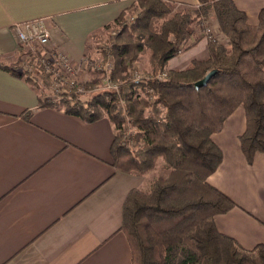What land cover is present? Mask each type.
Returning a JSON list of instances; mask_svg holds the SVG:
<instances>
[{
    "label": "crops",
    "instance_id": "0c3cea01",
    "mask_svg": "<svg viewBox=\"0 0 264 264\" xmlns=\"http://www.w3.org/2000/svg\"><path fill=\"white\" fill-rule=\"evenodd\" d=\"M134 1L0 0V64L19 71L0 65V264H130L122 209L141 178L113 166L110 120L40 107V91L17 67L25 56L12 25L44 17L51 43L79 66L92 34ZM233 2L249 24L258 23L264 0ZM192 37L195 42L167 62L170 70L208 57L207 37L197 28ZM240 107L212 134L222 162L208 181L235 204L214 217L217 230L251 249L264 245V153L248 164L231 142L246 127Z\"/></svg>",
    "mask_w": 264,
    "mask_h": 264
},
{
    "label": "trees",
    "instance_id": "16d2710c",
    "mask_svg": "<svg viewBox=\"0 0 264 264\" xmlns=\"http://www.w3.org/2000/svg\"><path fill=\"white\" fill-rule=\"evenodd\" d=\"M136 8V18L119 30L112 46L114 79L124 78L122 72L144 49L150 52L152 69L163 68L195 42L192 32L211 17L226 44L210 37L207 58L171 70L164 81L155 76L129 79L118 94L109 91L91 98L63 92L59 103L40 98V107L62 109L86 121L107 117L118 130L122 120L117 101L122 98L134 138L142 144L130 152L119 144L117 133L111 147L113 166L144 175L160 161L167 170L148 190L133 188L125 198L121 229L130 246V264H264L263 244L246 249L217 230L214 217L235 204L208 181L222 162L212 134L239 106L246 117L240 143L247 163L264 153V8L258 23L251 25L233 0H197L193 7L171 0H136L115 22L120 24ZM1 66L19 74L16 67ZM211 70L217 71L206 85L195 88L194 82ZM20 75L35 85L25 71L20 69ZM148 89L155 96L152 104Z\"/></svg>",
    "mask_w": 264,
    "mask_h": 264
},
{
    "label": "rangeland",
    "instance_id": "374dc122",
    "mask_svg": "<svg viewBox=\"0 0 264 264\" xmlns=\"http://www.w3.org/2000/svg\"><path fill=\"white\" fill-rule=\"evenodd\" d=\"M138 11H139L138 8L132 9L130 13L126 14L123 17V21L120 24H117V22H112V24H109L104 29L95 32L90 37L83 60L81 64L76 67V72L73 75V77L76 79V82H78L80 85H83L84 88L86 89L85 95L87 96V98L88 97L91 98L94 95H98L109 91L118 94L121 87L129 79L134 81H145L148 79H152L154 76L156 77L157 75H161L163 77L161 81H164L167 78H169L171 74L170 73L171 70L167 67V64H165L163 68L157 70L152 69L148 60L150 52L147 49H144L142 51L138 61L132 63L131 66L127 67L126 71L122 72V76L124 78L114 79L112 77V74L116 69V65H115L116 61L113 55L112 46L117 41L116 37L119 33V30H121L125 25L127 26L130 25L131 22L136 18ZM213 20L214 18L211 17V22L205 23L204 25L201 26H197L198 33L200 32L201 36L202 35L208 36L209 34H206L207 33L206 29L210 27L213 34L211 35L218 41L226 44L225 36L219 30V26L217 22ZM209 40L210 39L207 38V43ZM186 48H182L181 52H179L176 56H179L180 54L184 53L186 51L185 50ZM38 50H39L38 51L39 56H42L43 50L41 51L40 49ZM22 53L23 56H25L27 54V50L23 48ZM18 66L21 70H23L21 65L18 64ZM37 70H34V75L27 73L26 71L25 72L30 76H32L31 78L33 80V83L35 84L34 86L40 91L43 100L45 101L50 100L51 102L59 103V99H57V94L54 95L53 93L55 92L53 83H56V79L50 77L47 73L40 72L39 68H37ZM59 88H60L59 92L61 93V88H65V84H63L62 87L59 86ZM148 94H149L148 101L152 104L155 100V96L150 89H148ZM117 102H118V106H120L121 108L120 118L122 120V123L120 129L115 130V136L117 133L120 134L119 144L126 147L130 152L135 153L142 143L140 141H136V139L134 138L135 127L132 124V119L127 114L125 107L126 102L124 103V99L122 98H120L119 101ZM242 108L243 107L241 106L240 109L242 110ZM245 126H246V117H245ZM243 133L244 132L240 133L239 135L236 136L234 141H231V142L236 141L237 146L240 147L241 153L242 150H241L240 136ZM115 138L116 137H114L112 146L115 142ZM227 143L230 144V142ZM243 158L246 161L244 155ZM166 172L167 170L164 169L163 166H161L159 161L155 169L147 172L144 175H138L135 173H127V174H134L136 176L137 175L140 176L141 181L137 188L145 191L150 188L152 181L158 175H165Z\"/></svg>",
    "mask_w": 264,
    "mask_h": 264
},
{
    "label": "built area",
    "instance_id": "2783aa9c",
    "mask_svg": "<svg viewBox=\"0 0 264 264\" xmlns=\"http://www.w3.org/2000/svg\"><path fill=\"white\" fill-rule=\"evenodd\" d=\"M12 27L22 52L23 48L27 50V54L21 63L24 71L34 75V70L39 68L40 72L55 78L56 83H53L55 92L53 93L54 95L57 94V99L63 92L86 94L84 86L76 82L73 77L77 66L51 43L50 31L44 17L17 22ZM206 32L209 34L206 35L208 39L210 37L214 39L210 27L206 29ZM38 49L43 50L42 56H39ZM156 78L163 79L161 75H157ZM63 84H65V88H61L60 93L59 86L62 87Z\"/></svg>",
    "mask_w": 264,
    "mask_h": 264
},
{
    "label": "water",
    "instance_id": "95a60500",
    "mask_svg": "<svg viewBox=\"0 0 264 264\" xmlns=\"http://www.w3.org/2000/svg\"><path fill=\"white\" fill-rule=\"evenodd\" d=\"M217 70H211L209 72H207L203 78L197 80L194 82V86L195 88H200L204 85H206V83L208 82V80L216 73Z\"/></svg>",
    "mask_w": 264,
    "mask_h": 264
},
{
    "label": "bare ground",
    "instance_id": "6f19581e",
    "mask_svg": "<svg viewBox=\"0 0 264 264\" xmlns=\"http://www.w3.org/2000/svg\"><path fill=\"white\" fill-rule=\"evenodd\" d=\"M208 21L210 22L211 20L209 19ZM209 22H206V23H209Z\"/></svg>",
    "mask_w": 264,
    "mask_h": 264
}]
</instances>
